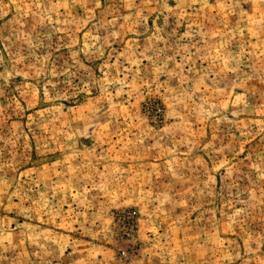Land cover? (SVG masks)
I'll return each mask as SVG.
<instances>
[{
	"label": "rangeland",
	"instance_id": "rangeland-1",
	"mask_svg": "<svg viewBox=\"0 0 264 264\" xmlns=\"http://www.w3.org/2000/svg\"><path fill=\"white\" fill-rule=\"evenodd\" d=\"M0 264H264V0H0Z\"/></svg>",
	"mask_w": 264,
	"mask_h": 264
}]
</instances>
